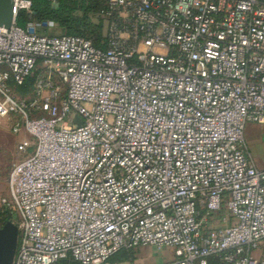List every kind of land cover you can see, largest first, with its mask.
<instances>
[{"label": "built area", "instance_id": "built-area-1", "mask_svg": "<svg viewBox=\"0 0 264 264\" xmlns=\"http://www.w3.org/2000/svg\"><path fill=\"white\" fill-rule=\"evenodd\" d=\"M21 10L0 27V119L25 135L3 200L13 264L138 247L264 264V167L244 137L264 126V0H106L104 49L20 27Z\"/></svg>", "mask_w": 264, "mask_h": 264}, {"label": "rangeland", "instance_id": "rangeland-1", "mask_svg": "<svg viewBox=\"0 0 264 264\" xmlns=\"http://www.w3.org/2000/svg\"><path fill=\"white\" fill-rule=\"evenodd\" d=\"M94 20L95 17L91 16ZM37 24V23H36ZM48 28V29H45ZM39 33H45V35H61L60 28L54 24L53 27H46L45 23L40 24L38 27ZM103 37L106 36V28L103 24ZM247 146L252 148L257 146L264 157V126L260 127L256 125L246 127L244 132ZM25 137L24 134L14 136L7 128L6 122L0 119V228L8 222H11L12 213L8 211L3 200L9 199V187H8V173L11 166L17 159L16 145L17 142ZM249 152V151H248ZM21 154L19 155V157ZM6 220V221H5ZM130 252V254H128ZM171 258V252L167 249H158L155 247H138L133 250H121L116 255L109 259V263H120V264H161ZM75 264V263H74Z\"/></svg>", "mask_w": 264, "mask_h": 264}, {"label": "trees", "instance_id": "trees-1", "mask_svg": "<svg viewBox=\"0 0 264 264\" xmlns=\"http://www.w3.org/2000/svg\"><path fill=\"white\" fill-rule=\"evenodd\" d=\"M25 1L30 3V12L21 10L17 13L16 22L20 27H25L27 23L52 22L60 28L61 35L82 37L98 49L105 48L106 38L102 34L104 23L98 14L105 7L106 0ZM91 16H94L96 20L93 21ZM42 34H46V31ZM32 81L29 79L28 82Z\"/></svg>", "mask_w": 264, "mask_h": 264}, {"label": "water", "instance_id": "water-1", "mask_svg": "<svg viewBox=\"0 0 264 264\" xmlns=\"http://www.w3.org/2000/svg\"><path fill=\"white\" fill-rule=\"evenodd\" d=\"M14 19V0H0V27L9 28ZM74 121L80 124L78 117H75ZM17 236V228L11 222H6L0 228V264H13Z\"/></svg>", "mask_w": 264, "mask_h": 264}, {"label": "crops", "instance_id": "crops-1", "mask_svg": "<svg viewBox=\"0 0 264 264\" xmlns=\"http://www.w3.org/2000/svg\"><path fill=\"white\" fill-rule=\"evenodd\" d=\"M256 126V124H247L246 127L249 129L250 127H254ZM245 127V128H246ZM262 127V126H260ZM245 137V136H244ZM248 151H249V155L251 156V158L254 160V162L256 163V165L260 168L264 167V157L262 156L261 151L258 149L257 146H253L252 151L251 148L248 147ZM261 253L264 254V244L262 246L261 249Z\"/></svg>", "mask_w": 264, "mask_h": 264}]
</instances>
